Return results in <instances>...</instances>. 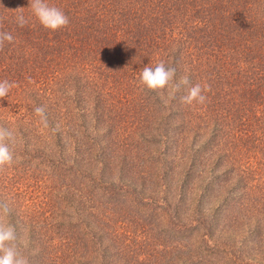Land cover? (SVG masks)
<instances>
[{
  "label": "trees",
  "instance_id": "1",
  "mask_svg": "<svg viewBox=\"0 0 264 264\" xmlns=\"http://www.w3.org/2000/svg\"><path fill=\"white\" fill-rule=\"evenodd\" d=\"M46 2L65 13L67 27L45 29L29 0H0V31L14 37L0 48V81L16 85L0 100V126L17 139L11 166L0 169V200L29 264H113L108 258L124 246L112 254L108 240L119 229H97L115 221L110 204L120 196L119 203L156 209L172 183L164 235L178 245L166 246L165 257L264 264V217L247 218L237 164L247 144L251 159L264 154V0ZM160 61L175 68L174 82L187 75L189 85L174 95L141 85L140 71ZM195 84L209 87L205 103H183ZM207 127L204 148H218L221 133L226 147L213 149L210 175L197 185L195 145ZM150 143L156 149L146 153ZM147 183L163 198L144 197ZM155 257L153 249L137 258L155 264Z\"/></svg>",
  "mask_w": 264,
  "mask_h": 264
},
{
  "label": "rangeland",
  "instance_id": "2",
  "mask_svg": "<svg viewBox=\"0 0 264 264\" xmlns=\"http://www.w3.org/2000/svg\"><path fill=\"white\" fill-rule=\"evenodd\" d=\"M126 109H132L131 107L126 106ZM135 109V108H133ZM137 109V108H136ZM136 124L138 120L134 121ZM156 125V122H154ZM149 129L154 132L153 127H149ZM207 128H201L199 130V137L197 139V144L195 145V148H199L202 150L200 153V157L197 160L196 167V173L195 177L192 180V183H195L199 185L201 182L199 181L200 177H208L210 173H208L209 170V162L213 161L214 150L219 151L222 148L226 147V143L223 141V135L221 133L220 138L218 139V143L221 145L204 148L203 145L204 138L207 135L208 132ZM149 140V139H147ZM158 140V139H157ZM184 143L187 144V142L184 141ZM141 145H139L140 147ZM246 146V155H243L240 162L237 164H240V175L243 176L244 182L242 189H240L243 192V199L242 201L244 204H246V211L245 214L247 218L253 217L254 219H261L263 222L264 217V154L255 155L254 158L253 154L249 153L251 151V145H245ZM156 146L154 148L152 147V143L147 144L143 146L142 150L147 153V151L150 153L152 150H155ZM214 149V150H213ZM217 149V150H216ZM221 152V151H220ZM188 153V151H187ZM174 155V152H173ZM209 159V160H208ZM229 159L224 158V161H221L220 165L218 166L217 173L223 169ZM149 165V163H148ZM151 172L153 171V166L150 165ZM242 172V173H241ZM238 173L232 172L231 178L229 179L230 182H234L235 175ZM115 179V177H114ZM149 182V181H148ZM221 183H216L215 187V194L220 195L222 192L221 189ZM173 184H171V189L166 190L167 195V202H164L163 200L158 202V207H155V205H152L156 209H152V207H142L136 206L132 203L128 205L126 203V199L123 203H119V199L122 197H117V200L110 205H113L115 207V221H117V224L115 226H111L114 224V222H110L109 225L106 223H102L99 225V230H102L103 232L109 231H116L113 232L115 234L111 235V239L108 240L110 244V249L112 250V254H114L117 251V248L121 245L124 246V250L122 254H119V257H109L113 264H148L146 262H142V259H138L137 257L141 254H147L151 253L154 249L156 252V262L155 264H181L183 261L182 258H179L180 256L177 255V252H173L171 257H165L162 253L164 252V248L169 245H178V242L176 241H170L166 239V236L164 235V230L168 226L167 220H168V214L171 213V208L168 210L166 207L168 204H175L174 200L172 199L174 195L173 190ZM148 187H146V196L149 197V195L153 196V198L160 197L163 198L162 195H157L154 193V191L158 190V188L155 186L154 183L150 184L147 183ZM218 185V187H217ZM153 192V193H152ZM134 197V196H133ZM122 201V200H121ZM95 201H93L94 203ZM212 202V201H211ZM211 202L208 204V206L211 204ZM64 205V204H63ZM103 202H97L96 211H101L100 209H103ZM93 210H95L93 208ZM68 214V212H67ZM70 215H73V213L70 211ZM170 218V217H169ZM123 220L121 225H119V221ZM252 221V220H251ZM109 227V231L107 229ZM94 229V228H93ZM96 229V228H95ZM147 237L150 238L147 240ZM147 251V252H146Z\"/></svg>",
  "mask_w": 264,
  "mask_h": 264
},
{
  "label": "clouds",
  "instance_id": "3",
  "mask_svg": "<svg viewBox=\"0 0 264 264\" xmlns=\"http://www.w3.org/2000/svg\"><path fill=\"white\" fill-rule=\"evenodd\" d=\"M29 7L39 23L48 30L56 31L67 27L69 19L63 11L55 6H50L46 0H29ZM23 8L15 10L19 14L16 16V23L19 27H24L28 20L22 12ZM14 37L10 32L0 31V48L4 43L13 42ZM176 70L173 67H167L165 62L160 61L154 67L145 66L140 71L139 83L150 91L162 92L165 89L170 90L174 95L182 86L189 85L187 75L175 81ZM16 87L14 82L8 80L0 81V100L6 98L12 88ZM210 90L207 85L203 88L200 84L192 85L182 102L192 105L204 104L207 97L203 94ZM34 113L39 117L40 124L48 127V119L45 107L37 106ZM17 143L14 133L6 127L0 126V169L6 165L11 166L13 162L12 146ZM10 207L6 201L0 200V264H29L27 257L22 252L21 242L19 241L15 226L9 222Z\"/></svg>",
  "mask_w": 264,
  "mask_h": 264
}]
</instances>
